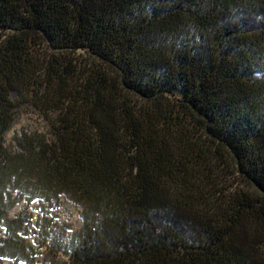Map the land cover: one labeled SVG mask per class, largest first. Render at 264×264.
<instances>
[{
	"label": "trees",
	"instance_id": "trees-1",
	"mask_svg": "<svg viewBox=\"0 0 264 264\" xmlns=\"http://www.w3.org/2000/svg\"><path fill=\"white\" fill-rule=\"evenodd\" d=\"M0 259L264 264V0H0Z\"/></svg>",
	"mask_w": 264,
	"mask_h": 264
},
{
	"label": "rangeland",
	"instance_id": "rangeland-1",
	"mask_svg": "<svg viewBox=\"0 0 264 264\" xmlns=\"http://www.w3.org/2000/svg\"><path fill=\"white\" fill-rule=\"evenodd\" d=\"M11 99L14 101H18L17 96L15 94H11ZM15 123L13 125V128L9 132L8 139L12 135L13 132H17L18 130L22 129H36L41 127V121L39 117V113L35 111L33 108H31L27 104H20L18 105V108L16 110V116H15ZM20 209V208H19ZM15 210L14 214L17 213L19 210ZM62 213L69 217L74 224L75 227H78L80 224L79 220V211L76 207L69 205L67 203H64L63 211ZM0 264H12L10 261L0 259Z\"/></svg>",
	"mask_w": 264,
	"mask_h": 264
}]
</instances>
